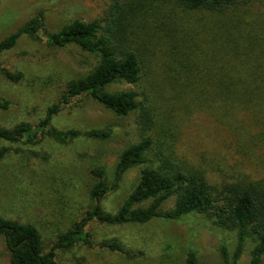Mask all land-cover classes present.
Returning <instances> with one entry per match:
<instances>
[{"label":"rangeland","instance_id":"rangeland-1","mask_svg":"<svg viewBox=\"0 0 264 264\" xmlns=\"http://www.w3.org/2000/svg\"><path fill=\"white\" fill-rule=\"evenodd\" d=\"M128 1L0 0V40L39 14L44 17L46 30L54 32L76 19L104 18L111 4ZM157 6L161 7L155 9ZM147 8L151 16L141 29V38L131 42L142 61L141 81L136 85L120 81L108 90H133L140 99H149L155 136L151 154L163 153L176 163L206 168L215 175L214 182L222 176L220 169L223 173L255 169L256 165L249 162H238L241 154L234 148L226 127L203 111L191 88L199 79L198 72L188 71L190 65L193 70L201 67L202 51L208 54L211 47L223 45L222 37L210 38L207 30L237 21L229 22L230 11L217 14L187 10L175 1L163 4L162 0H152ZM237 14L234 19L240 23L264 27V0L240 6ZM95 63V58L75 44L53 47L43 39L22 36L14 48L0 56V97L10 101L8 109L0 110V126L12 128L23 121L36 125L48 107L59 101L65 83L86 74ZM2 65L22 71L23 80L9 81L1 72ZM182 68L187 69L185 74L180 72ZM140 114L138 110L120 116L87 98L65 107L54 116L52 125L60 130L110 128L113 132L108 139L59 142L45 137L34 142L1 141L0 145L11 150L0 159V212L37 225L45 249H50L60 232L71 228L95 205L90 194L95 181L91 169L102 166L108 179H114L120 153L142 136ZM163 128L173 134L166 138ZM140 170L141 166H136L125 173L119 188L102 200L105 210L115 212L120 208L135 187ZM174 200L167 201L164 208L173 207ZM148 204L149 201L144 205ZM88 230L92 244L79 243L57 250V264H186L190 251L196 252L198 264H225L222 247L227 248L229 260L233 261L238 243L236 230L219 227L207 215L196 212L180 219L155 218L147 223L91 221ZM111 239L120 240L127 249L140 254L129 257L101 246ZM253 246L254 241L248 239L240 264L250 261ZM10 259V250L0 236V264H11Z\"/></svg>","mask_w":264,"mask_h":264},{"label":"trees","instance_id":"trees-1","mask_svg":"<svg viewBox=\"0 0 264 264\" xmlns=\"http://www.w3.org/2000/svg\"><path fill=\"white\" fill-rule=\"evenodd\" d=\"M150 1L130 0L123 5L114 2L104 18L76 19L54 32L46 30L44 17L39 14L0 40V56L14 48L22 36H29L43 39L53 47L75 44L96 59L89 72L65 83L59 101L48 107L39 123L32 125L23 121L12 128L0 126V142L23 139L34 142L45 137L59 142L77 138L108 139L113 132L110 128L60 130L52 125L54 116L65 107L82 103L87 98L120 116L139 110L143 129L140 140L120 153L112 181L104 167L91 169L95 181L90 194L95 205L71 228L60 232L50 249H45L37 225L6 217L0 212V236L10 250L11 264H57V250L70 249L79 243L92 244L88 230L91 221L147 223L155 218L180 219L195 212L207 215L219 227L238 232L233 261L229 260L227 248L222 247L225 264H240L238 260L250 238L254 246L247 264H264V27H249L234 19L238 16L237 9L253 0H162L163 4L175 1L193 11L217 14L230 11L232 19L229 22L237 21L210 27L208 37H222L223 45L211 47L208 54L202 51L201 67L193 70L190 65L188 68L189 72L197 71L199 76L192 91L199 98L203 111L209 112L215 123L226 127L229 139L241 154L238 162L256 165L255 169L251 168L253 171L238 169L223 173L220 169L222 176L216 182L212 178L215 175L206 168L176 163L163 153L151 154L155 136L149 99H140L139 93L133 90H108L110 85L120 81L135 85L141 81L142 61L131 42L141 38V29L151 16L147 8ZM186 70L182 68L180 72L185 74ZM1 72L14 83L24 78L22 71L6 65L1 66ZM9 107L10 101L0 97V110ZM163 133L166 138L173 134L165 128ZM10 150L11 147L0 145V159ZM136 166H141V170L133 190L117 211L105 210L102 200L118 189L125 173ZM171 198L175 199L173 207L165 209L164 204ZM147 201L149 204L144 205ZM101 246L129 257L140 254L127 249L118 239L104 241ZM197 259L196 252L190 251L186 264H198Z\"/></svg>","mask_w":264,"mask_h":264}]
</instances>
